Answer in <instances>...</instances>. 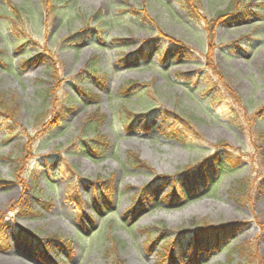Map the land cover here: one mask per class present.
Returning a JSON list of instances; mask_svg holds the SVG:
<instances>
[{
    "label": "rangeland",
    "instance_id": "374dc122",
    "mask_svg": "<svg viewBox=\"0 0 264 264\" xmlns=\"http://www.w3.org/2000/svg\"><path fill=\"white\" fill-rule=\"evenodd\" d=\"M163 38L195 55L163 59L158 40L120 62ZM208 81L242 104L210 106ZM0 104V264H264V0H0ZM193 224L239 230L197 250L177 240Z\"/></svg>",
    "mask_w": 264,
    "mask_h": 264
},
{
    "label": "trees",
    "instance_id": "16d2710c",
    "mask_svg": "<svg viewBox=\"0 0 264 264\" xmlns=\"http://www.w3.org/2000/svg\"><path fill=\"white\" fill-rule=\"evenodd\" d=\"M186 4H187V6H189V8L191 10V14L193 15V17H195L196 15L200 16L201 12L198 9V6H197L196 2L193 3V1H188ZM194 10H196V12H194ZM142 11L145 12V8L144 7H143V10L142 9H138V10L129 11V14H133V15H135L137 17H140L141 20H145L147 18V15H145ZM231 12H234L233 7H230L228 11L226 10L225 12L220 13L218 18L222 17L221 14H225L228 17H231L232 19H237V18L241 17L242 13H240L241 12L240 10L234 12L233 14H230ZM227 16H224V17H227ZM223 21H221L220 24ZM146 22L151 23V24L155 23L154 19H152L151 17L147 18ZM210 23H212V24L214 23L215 24V21H212ZM209 30L211 31L210 24H209ZM77 36L78 35L72 37V39L76 38ZM158 40L164 41L166 43H170L171 46H172V50L171 51H170V49L167 48L165 53H164L165 55L162 54V58L163 59L165 58V56L166 57L167 56L170 57V58H167V59H172L171 56L172 57L174 56L175 60H180V59H183V58L192 59L193 55H195V52L193 50H191L189 48V46L185 45L181 41L173 39V38H169V39L163 38V39H155L154 42H156V44L155 43H151L149 41L144 42L145 45L141 47V51L139 53L130 54V55L126 56L123 60H120V62L121 61L122 62H124V61L125 62H129L132 58L136 57L133 62L135 64H137V63L139 64L141 60H145L147 58V54H148L149 51H152V50H154L157 47V41ZM118 41H122V40L119 39ZM207 58H209L208 54L206 55V59ZM208 61L210 63V60H208ZM207 69L214 70L213 68H210L209 64L207 65ZM210 77L212 78V76H210ZM212 80H213V78H212ZM212 86L218 88V90L215 91L212 94V96H210L211 94H209V92H210ZM131 88H133V87H131ZM129 89L130 88L125 89L122 92V94L123 95H128L126 93L129 91ZM219 90H221V93H223L222 90L226 91V94L228 95V99L233 100L234 103L241 102V104H242L243 100L236 94V92H233L232 89H230V86L227 83H224V85H221V84L218 85L217 83L212 84L211 82L208 81L200 89L199 95L208 97L209 105L215 107L216 104H217L218 98L220 99V97H219L220 94H218ZM92 97H94V96H92ZM167 113L168 112H159L158 110H156V111L150 112L148 114V116L151 119H156L157 118L159 124L161 123V126L167 125V124H170L171 122H173L174 124L172 125V127L171 126L169 127V129H171L170 130V135L173 136L174 138H176L177 140H179V141L184 143V139H185V136H186L185 132H187V133H191L192 134V139H195V140H193V142L196 141L197 143H199V140H196L197 133H195V131H194V129L191 126L190 123H189L188 127H185V125L182 123V121H180L179 118H176L173 115L171 116V119H167L168 118V114ZM0 115L10 117L9 118L10 121H11V119L13 120V118H12L13 116L6 115L5 111L3 110L2 104H0ZM98 117H99V115H95V116L91 117L89 119V121H92L94 119H98ZM7 123H9V122H7ZM87 125H90V124L88 123ZM89 128L94 130L92 125ZM85 131L86 130L84 129L82 134H84ZM96 141H97L96 143H99L101 145H105V142L103 140L98 139ZM219 146L223 147V148L231 149V147L228 146L225 142L220 143ZM129 164H130L131 167H133V169H135V168H137V169H141V168L149 169V167H147L137 156H134L132 153L129 154ZM229 165L232 166L231 163H229ZM227 166H228V161H227V163H225V164L223 163L220 166L219 171L222 172V173L226 172L224 170H226ZM189 169H191V167H188L185 170H189ZM202 185L203 186L205 185V181H204V183ZM105 186H107V183L105 184ZM237 187H238V189L237 190L235 189V191L238 194H240V195H244V192L242 191V188L244 187L243 181H240L237 184ZM107 188L108 189L106 190V192H111L110 187L108 186ZM108 195H111V194L108 193ZM185 195L188 196L186 193H185ZM103 209H105V208L103 207L102 210ZM109 214L115 215L116 213H109ZM109 224H112V222H109ZM193 225L196 226V224H193ZM233 230L234 231H238L239 230V229H237V225L228 224V225H221V226H217V227H211L210 225L209 226L208 225H198V226L194 227L193 230H185V229L179 230L177 232V236L178 237L177 236L176 237L178 238L177 240H179V241H182V237H187L190 240L189 243H191V245L194 248H196L197 250H205L206 247H210L212 244H214V242H213L214 238L227 237V236L231 235L230 232L233 231ZM47 243H48L49 246H53V244H62L66 248L70 246V242L64 241L61 238H49ZM239 251H241L243 255L245 254V256H247V254H249V253H250L249 256L254 254L253 249L249 248V247H242V248L239 249ZM259 261H260V259H259ZM113 264H118V263L117 262H113Z\"/></svg>",
    "mask_w": 264,
    "mask_h": 264
}]
</instances>
